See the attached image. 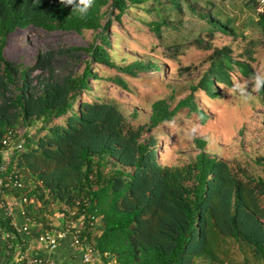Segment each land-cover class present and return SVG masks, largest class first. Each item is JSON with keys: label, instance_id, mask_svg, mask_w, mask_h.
I'll return each instance as SVG.
<instances>
[{"label": "trees", "instance_id": "trees-1", "mask_svg": "<svg viewBox=\"0 0 264 264\" xmlns=\"http://www.w3.org/2000/svg\"><path fill=\"white\" fill-rule=\"evenodd\" d=\"M258 4H240L255 13L242 24L261 32L248 41L247 61L234 59L228 46L212 43L216 31L234 33L236 20L213 0H94L84 15L59 0H0V163L4 134L16 130L25 138L0 173L17 177L22 187L9 186L4 195L26 196L25 217L43 231L80 222L81 237L103 264H194L197 259L264 264V176L248 163L210 154L204 138L193 139L196 149L182 162L164 161L158 142L161 126L180 112L206 121L199 91L215 97L220 84L232 85L234 71L247 77L254 73L250 60L264 43V4L257 11ZM133 8L155 11L156 19L148 23L160 39L165 28L183 23L179 17L171 21L173 13L177 17L188 10L204 20L208 39L198 35L188 46L211 50L207 69L180 66L178 75L186 77L174 83L164 78L162 63L117 54L113 21L120 22L121 14ZM27 26L59 34L91 31L92 36L84 44L39 45L34 62L22 68L3 50L9 34ZM181 47L182 42L174 44L172 58ZM96 65L111 72L101 74ZM145 71L169 93L136 121L98 87L111 82L128 89L123 76ZM254 163L264 168V156L257 155ZM11 219L0 215L14 242L19 233ZM236 251L240 263L234 262Z\"/></svg>", "mask_w": 264, "mask_h": 264}, {"label": "rangeland", "instance_id": "rangeland-1", "mask_svg": "<svg viewBox=\"0 0 264 264\" xmlns=\"http://www.w3.org/2000/svg\"><path fill=\"white\" fill-rule=\"evenodd\" d=\"M245 0H213L218 7L224 6V14L235 17L234 33L216 31L212 38L214 46H228L234 59L249 60L245 48L251 38L260 36V31L253 24L243 25L248 15L255 13L248 9H242L240 4ZM201 3V2H200ZM264 0H259L257 11L262 10ZM181 18L183 23L174 28H165L164 37L160 39L150 28L148 20H154L155 11L150 13L136 10L125 11L121 14L120 22L113 21L112 30L119 35V48L117 54L131 57H146L156 63H162L165 79L177 83L186 77H180L178 70L180 66L198 65L203 71L209 66V53L211 50H203L188 44L196 36L202 35L205 39V21L198 18L196 14L184 10V13L177 17L173 13L170 20ZM165 27V26H164ZM163 27V28H164ZM242 32L248 33L242 36ZM92 36V32H85L81 35L75 33H51L41 28L27 26L18 28L9 34L4 46V56L17 60L22 68L31 65L36 56V49L39 45L56 44H84ZM182 42L176 59L172 58L171 49L174 44ZM125 51L121 52L120 51ZM251 61V62H250ZM250 66L255 72L258 68H264V43L256 48ZM101 74L111 72L103 65H96ZM128 89L111 82H102L99 85V92L115 99L130 117L136 121L144 120L150 112L151 103L157 99L166 97L169 87L157 76L148 71L141 72L135 78H126ZM249 77L241 75L238 71L232 73V83L235 80H246ZM220 84L221 97L209 98L199 91L196 94L200 106L208 114L204 123L196 115L193 119L190 115L180 112L170 122L161 126L159 150L165 153L164 161L182 162L186 155L196 149L193 144L194 138L207 140V150L210 154L224 157L226 160H236L241 164L248 163L256 168V173L264 176V168L254 163L257 155L264 156V99L251 85L248 87L250 99L231 97L227 88ZM89 100L90 97L84 96ZM63 123V118H57ZM195 128V132L192 129ZM23 134V132L21 133ZM163 138V139H161ZM242 255L236 251L234 262L240 263ZM228 259L225 262L228 263ZM194 264H208L204 260H196ZM229 264V263H228Z\"/></svg>", "mask_w": 264, "mask_h": 264}, {"label": "built area", "instance_id": "built-area-1", "mask_svg": "<svg viewBox=\"0 0 264 264\" xmlns=\"http://www.w3.org/2000/svg\"><path fill=\"white\" fill-rule=\"evenodd\" d=\"M25 138L23 134L18 133L16 130H8L3 138L2 144L5 146L4 150V160L0 163V173H4L7 168V163L9 158L12 156L14 151L21 150L24 145ZM12 174H7L6 177L0 176V208L3 209L5 216H11V209L8 206V203L2 198L4 196V190L9 186L22 187V182L15 176L11 177ZM13 200L17 201L20 208V213L25 218L26 222L29 223V219L25 217L24 203L28 202L26 196H21L18 198L13 197ZM12 224V221H11ZM1 226V225H0ZM13 226V224H12ZM5 229V228H4ZM28 226L23 225L19 230L27 231ZM51 231V232H50ZM8 235L6 231L7 243L8 246ZM66 235H71L72 243L82 251V260L85 263L92 264H103L102 261L94 258V250L92 247L84 241V238L81 237V225L80 222H69L64 225L63 228L55 229L52 228L47 232H43L39 235L38 239L44 247L47 249H55L59 239L65 237ZM8 248V247H7ZM21 264H55L54 261L48 257L29 255L22 259Z\"/></svg>", "mask_w": 264, "mask_h": 264}, {"label": "crops", "instance_id": "crops-1", "mask_svg": "<svg viewBox=\"0 0 264 264\" xmlns=\"http://www.w3.org/2000/svg\"><path fill=\"white\" fill-rule=\"evenodd\" d=\"M13 197L12 195L9 197L8 195H4L2 198L8 203L11 209V221L13 227L19 233V238L14 242L9 239L7 246L6 229L0 226V263L8 261L12 264H21L22 259L25 257L37 255L48 257L52 259L55 264H92L83 262L82 251L72 243L71 235H66L59 239L55 249L49 250L44 247L38 237L43 232L47 231H43L38 225L27 223L20 213L19 204L17 201L13 200ZM0 215H4L2 208H0ZM55 222V225L58 224V221ZM23 225L28 226L27 231L19 230ZM63 227L64 226H62V228ZM95 255L96 254H94V256ZM94 258H96V256ZM111 264H114V262L111 261Z\"/></svg>", "mask_w": 264, "mask_h": 264}, {"label": "clouds", "instance_id": "clouds-1", "mask_svg": "<svg viewBox=\"0 0 264 264\" xmlns=\"http://www.w3.org/2000/svg\"><path fill=\"white\" fill-rule=\"evenodd\" d=\"M60 3L64 4L66 7H70L72 12H78L81 15L87 13V11L92 7L94 0H59ZM232 77V74H231ZM232 82V81H231ZM223 85V84H222ZM251 85L253 89L260 92V90L264 93V68H258L248 79L246 80H235L233 81L230 87L223 86L227 88V93L233 97H240L245 100L250 99V92L248 91V87ZM220 91V85L219 89ZM205 96L209 97L204 91ZM221 92V91H220ZM261 95V93H259ZM221 97V94L217 95ZM216 97V96H215ZM214 98V97H209ZM205 112V110L203 109ZM206 114V120L208 118V114ZM192 132H195V128L192 129Z\"/></svg>", "mask_w": 264, "mask_h": 264}]
</instances>
